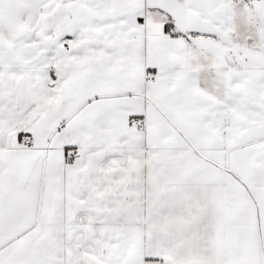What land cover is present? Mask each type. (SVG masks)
I'll use <instances>...</instances> for the list:
<instances>
[{"label": "snow or ice", "instance_id": "snow-or-ice-1", "mask_svg": "<svg viewBox=\"0 0 264 264\" xmlns=\"http://www.w3.org/2000/svg\"><path fill=\"white\" fill-rule=\"evenodd\" d=\"M0 264H264V0H0Z\"/></svg>", "mask_w": 264, "mask_h": 264}]
</instances>
